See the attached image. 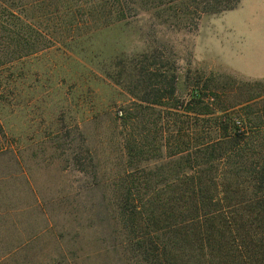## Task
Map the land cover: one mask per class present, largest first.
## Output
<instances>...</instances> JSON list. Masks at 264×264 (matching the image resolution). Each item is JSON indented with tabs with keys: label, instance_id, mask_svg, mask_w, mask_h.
<instances>
[{
	"label": "rangeland",
	"instance_id": "374dc122",
	"mask_svg": "<svg viewBox=\"0 0 264 264\" xmlns=\"http://www.w3.org/2000/svg\"><path fill=\"white\" fill-rule=\"evenodd\" d=\"M32 1L0 0L2 25L9 11L33 17ZM104 2L89 14L109 25L78 26L0 65V264H119L106 183L127 168L125 138L143 125L151 140L154 119L177 113L195 85L225 107L263 95L232 67L264 77V0L217 14L202 13L203 0ZM7 38L0 27V53L16 46ZM156 93L163 104L124 127L121 108ZM250 110L264 121V95Z\"/></svg>",
	"mask_w": 264,
	"mask_h": 264
},
{
	"label": "trees",
	"instance_id": "16d2710c",
	"mask_svg": "<svg viewBox=\"0 0 264 264\" xmlns=\"http://www.w3.org/2000/svg\"><path fill=\"white\" fill-rule=\"evenodd\" d=\"M103 1L33 0L25 3L33 17L8 9L0 27L16 46L0 53V65L48 48L78 26L109 25L111 15L89 14L104 10ZM203 1L202 13L217 14L238 0ZM50 26L63 30L49 35ZM142 72L133 68L139 78ZM244 83L252 93L264 87ZM203 90L195 85L180 105L173 104L177 113L154 119L151 140L158 142L147 140L152 133L143 125L125 138L127 168L106 183L119 264H264V121L250 110L264 93L225 107L208 103L212 98ZM164 98L165 93L154 99L138 95L136 111L121 108L118 118L133 127Z\"/></svg>",
	"mask_w": 264,
	"mask_h": 264
},
{
	"label": "crops",
	"instance_id": "0c3cea01",
	"mask_svg": "<svg viewBox=\"0 0 264 264\" xmlns=\"http://www.w3.org/2000/svg\"><path fill=\"white\" fill-rule=\"evenodd\" d=\"M241 0H238L237 1V4L232 8V9H235L239 3H240ZM232 9H229V10H232ZM229 10H225V11H222V12H227ZM229 66V65H228ZM231 67V66H229ZM234 71H236L237 73L243 75L244 78H241V79H238V81H241V82H247V83H264V77H259V76H253V75H250V74H246V73H243V72H240V71H237L236 68L232 67ZM246 76V77H245ZM257 92L256 93H264V87H262V89H256Z\"/></svg>",
	"mask_w": 264,
	"mask_h": 264
}]
</instances>
